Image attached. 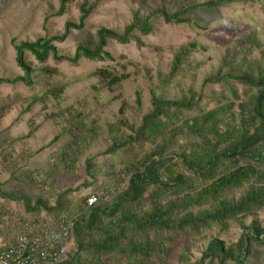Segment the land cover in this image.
Returning a JSON list of instances; mask_svg holds the SVG:
<instances>
[{
	"label": "trees",
	"instance_id": "1",
	"mask_svg": "<svg viewBox=\"0 0 264 264\" xmlns=\"http://www.w3.org/2000/svg\"><path fill=\"white\" fill-rule=\"evenodd\" d=\"M55 16L65 14L75 0H58ZM105 0H76L78 21L67 20L63 30L34 40L11 43L15 62L23 75L13 78L0 77V82L22 81L31 85L32 72H38L49 83L59 74V69L43 63L51 52L56 60L76 62L79 57L90 60L113 61L105 49L109 40L121 44L135 41L142 45L140 36L152 31L155 18L166 23L197 22L188 13L201 7L219 8L236 2L254 3L260 0H183L178 9L169 10L162 0L159 7L144 17L139 10H132V18L122 30L98 26L94 32L83 31L86 18ZM71 29L81 31L72 56L59 54L55 42H63ZM138 32L139 34H137ZM264 27L262 36L254 31L237 40L235 52L225 51L215 71L208 73L203 83H222L229 91L212 96L210 107L200 105L201 91L188 87L186 94L177 99L156 93L151 85L150 109L139 124L129 122L126 113L128 100L122 93L113 95L120 99L117 120L107 125L109 142L103 161L104 168L90 160L86 172L96 181L97 173L104 176L102 184L95 185L92 194L103 191L109 196L92 204L86 198L76 199V188L53 191L61 174L74 172L78 149L94 139L100 131L99 117L85 109L66 108L64 122L54 136L62 134L70 139L51 153L49 169H22L19 184L14 191L1 189L0 196L22 203L25 214L9 220L5 209L0 212V234L12 233L17 220L39 221L55 227L63 218H71L70 241L66 258L56 264H167L175 244L187 235L207 238L201 255L190 261L186 251L179 256V264H247L250 258H259V246L264 245ZM263 48L259 56L250 61L252 47ZM207 47L196 40L180 44L170 61L169 72L158 74L160 82L171 81L183 68L191 66L188 57ZM237 53H242L240 59ZM32 57V59H31ZM33 59L40 65H35ZM130 63L99 65L92 71L98 84L108 91H116L122 82L136 74ZM233 82L244 88L238 91ZM66 82L57 81L45 88L42 94L29 97L0 99V120L13 103L27 102L28 110L36 102L44 103L52 96L59 100ZM95 87V85H93ZM135 102L140 104L136 91ZM59 112L47 114L55 119ZM37 126L29 122L26 134L13 137L8 129L0 131V157L4 171L14 174L18 160H25L37 153L25 147ZM23 147L16 150V143ZM84 184V183H83ZM52 198V202L49 201ZM44 216L40 217L39 213ZM231 222L238 225V238L226 243L221 233Z\"/></svg>",
	"mask_w": 264,
	"mask_h": 264
},
{
	"label": "rangeland",
	"instance_id": "2",
	"mask_svg": "<svg viewBox=\"0 0 264 264\" xmlns=\"http://www.w3.org/2000/svg\"><path fill=\"white\" fill-rule=\"evenodd\" d=\"M183 0H164L169 10L178 9ZM202 2L204 0H191ZM58 0H0V77L13 78L23 75V70L15 62V50L11 39L15 41L34 40L38 36H50L63 30L67 20L78 21V9L76 0L69 5L67 12L61 16L52 15L58 7ZM162 0H105L99 4L96 10L85 20L83 31L94 32L98 26H106L117 30L130 22L132 10L138 9L140 17H144L159 7ZM188 15L197 22L196 25L187 23H166L161 18H155L152 31L140 36L143 43L138 45L135 41L126 44L118 43L111 39L105 49L114 57L113 61L90 60L79 57L76 62L68 59L56 60L50 52L43 63L56 66L59 74L54 76L49 83L43 80L38 72H32L33 83L26 85L22 81L0 82V99L14 97H29L33 94H42L43 90L57 81L66 82V87L59 100L52 96L45 99L44 103L36 102L28 110H25L27 102L18 100L13 103L9 112L0 120V131L9 130L13 137L26 134L29 130V122L33 121L37 129L33 136L26 140L25 147L37 150V153L25 160H18L19 169L14 174L6 172L2 168L0 157V182L4 191H14L19 184H24L26 177L21 178L22 169H49L48 160L52 152L64 146L70 139L69 134H62L56 140L54 136L60 131L64 122L66 108L76 110L85 109L92 116L99 117V134L90 142L79 147L74 157L76 167L74 172L61 174L53 189L54 193L68 187L76 188L73 195L76 199L85 197L91 193L95 185L104 182V176L96 175V181L86 172V161L99 164L104 168L103 161L109 156L105 149L109 142L107 125L118 119L120 99H113V95L121 92L122 99L128 100L129 108L126 117L129 122L139 124L142 115L150 107L151 85L156 86V93L166 98L177 99L186 94L188 87L201 91L203 97L200 105L210 107L214 104L212 96L225 92L229 97V91L222 83H203L204 77L215 71L225 51L235 52L237 40L249 32H255L262 36L264 27V0L254 3L236 2L230 6H222L217 9L201 7L191 10ZM139 34L138 32H136ZM81 31L71 29L70 34L63 42H55L59 54L72 56L75 51L77 39ZM190 40H196L207 47V50L193 52L188 61L196 68H183L168 83L162 84L158 74L169 72V66L173 51L180 45ZM264 44V39L261 40ZM253 49L247 57L253 61L259 56V50L263 48L251 46ZM242 53H237L240 59ZM32 59V57H31ZM35 65H40L35 59ZM130 63L127 69L139 71L113 92L98 84L97 76L91 73L99 65L117 63ZM95 85V87L93 86ZM238 91L243 90L244 85L233 82ZM136 91L140 95V104L135 102ZM55 119L47 114L59 112ZM23 147L21 142L16 143V150ZM84 183V184H83ZM103 192V191H99ZM52 202V198H49ZM5 209L8 219L17 218L24 213L20 202L0 196V212ZM44 216L43 212L39 213ZM264 218V214H260ZM47 218V217H46ZM49 219V218H47ZM12 233L3 232L0 236L12 239ZM240 234L237 224L231 222L228 230L223 231L220 237L226 242L235 241ZM207 238H201L196 234L187 235L175 244L167 264H179V256L186 251L192 262L201 255ZM259 258H250L247 264H264V245L259 246Z\"/></svg>",
	"mask_w": 264,
	"mask_h": 264
},
{
	"label": "built area",
	"instance_id": "3",
	"mask_svg": "<svg viewBox=\"0 0 264 264\" xmlns=\"http://www.w3.org/2000/svg\"><path fill=\"white\" fill-rule=\"evenodd\" d=\"M109 198L103 192L89 194L87 204ZM11 240L0 236V264H56L66 258L71 218H63L55 227L39 221L17 220Z\"/></svg>",
	"mask_w": 264,
	"mask_h": 264
}]
</instances>
